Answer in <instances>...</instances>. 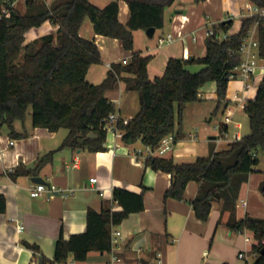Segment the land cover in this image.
Masks as SVG:
<instances>
[{
  "label": "trees",
  "instance_id": "16d2710c",
  "mask_svg": "<svg viewBox=\"0 0 264 264\" xmlns=\"http://www.w3.org/2000/svg\"><path fill=\"white\" fill-rule=\"evenodd\" d=\"M119 1L110 0L101 8L89 0H60L50 6L44 0H28L25 11L0 1V8L3 4L8 6L7 12L0 17V134L5 125L13 137L20 136L15 132V122L24 121L31 109L33 126L53 132L67 130L60 149L105 150L107 133L102 125L116 110L105 91L122 81L127 90L138 92L140 110L128 124L119 123L123 130L121 140L126 143L140 140L145 145L157 147L167 135L179 134L184 108L188 103L201 100L198 93L203 86L216 83L215 114L229 103V75L242 63L241 47L256 25L257 54L264 60V16L253 15L244 17L240 30L226 37L221 34L226 33L232 20L212 24L205 40L204 56L170 57L161 76L151 78L148 71L151 56L134 51L127 64H113L103 82L92 83L87 73L102 59L95 41L80 34L86 18L93 23L96 34L117 38L130 51L134 49V31L162 28L165 10L175 2L125 0L129 5V19L123 24L119 20ZM249 2L264 8V0ZM46 21L59 26L57 40L53 34H47L26 42V33ZM194 65L202 68L193 71ZM244 111L250 132L229 143L227 149L199 156L188 163H176L167 157H148L145 163L171 175L166 198L182 200L188 183H199L198 192L191 201L198 219L207 220L214 202L222 201V212L230 213L227 225L234 231L248 230L254 234L257 242L252 248L256 254L253 264H264V218L236 217L241 186L256 170L259 152L264 151V77L256 96L246 101ZM221 126L222 132H226V124L221 123ZM90 132L96 135L88 136ZM53 154L54 151H50L41 155L33 169L17 167L12 175L37 173L52 160ZM113 194L114 201L123 209L110 207L101 212L89 209L86 231L69 238L61 235L53 259H47L40 254L38 246L26 242L35 252V259L43 260V264H65L71 255L77 261H84L90 251H110V226L120 224L130 213L144 208L143 193L115 188ZM6 207V198L0 194V214Z\"/></svg>",
  "mask_w": 264,
  "mask_h": 264
},
{
  "label": "crops",
  "instance_id": "0c3cea01",
  "mask_svg": "<svg viewBox=\"0 0 264 264\" xmlns=\"http://www.w3.org/2000/svg\"><path fill=\"white\" fill-rule=\"evenodd\" d=\"M89 1L101 8L110 2ZM244 1L250 3L249 0H205L199 3L175 0L165 10L164 26L156 29L153 37H149L145 30L134 31V49L130 51L123 47L119 39L96 34L93 23L86 18L80 34L95 41L102 59L101 65L90 67L88 81L95 84L103 82L113 64H123V59L130 61L134 51L151 56L148 65L151 78L163 75L170 57L204 56L205 40L212 24L226 20H232V23L241 20L242 24L247 12L242 10L239 15L238 9L243 7ZM119 6V20L127 24L129 5L120 0ZM58 27L46 21L26 33V42L47 34H53L57 40ZM240 28L241 25L229 33H222L221 37L237 33ZM250 32L257 36V25ZM169 33L174 34L175 40L158 45V38ZM140 38L144 39V48L140 46ZM263 67L264 60L258 59L257 71L250 80L237 77L229 82V103L222 112L231 111L233 116L226 123V139L222 143L216 141L220 130L211 133L209 128L202 126V121L195 120V129L203 127L204 135L200 136L199 132L186 129L181 124L172 150L163 157L172 158L176 163L193 162L199 156L227 149L229 143L247 135L250 131L246 132V123L249 120L244 107L248 99L256 96L264 77ZM201 68V65H194L192 70ZM201 91L202 100L216 101L215 82L203 86ZM231 94L232 100L229 99ZM105 96L122 117L132 119L140 110L138 92L127 90L122 81L115 88L106 90ZM236 96L241 99H236ZM212 119L213 116L209 121ZM15 132L20 136L13 137L11 130L4 125L0 134V194H4L7 202L5 212L0 214V264H33L35 252L26 242L38 246L40 254L47 259H53L56 242L61 235L69 238L86 231L89 209L98 212L110 207L113 210L123 209L114 201L115 188L143 193L144 197L141 211L132 212L120 224L110 226V229L122 232L120 243L124 264L156 262L158 257L161 260L158 264H253L255 261L256 254L252 248L257 241L253 232L232 230L227 225L230 213L222 212V201L214 202L207 220L195 216L191 201L198 192V182L188 183L182 200L165 197L171 175L146 165V149L139 145L140 140L126 143L121 138L107 135L106 149L102 151L70 147L60 149L67 130L53 132L33 126L31 109L24 121L15 122ZM11 141H14L12 145ZM137 149L143 153L139 160L132 156ZM50 151H54L52 160L37 173L12 175L19 166L33 169L38 158ZM258 156L260 162L256 170L241 186L237 219L246 215L264 218V161L260 152ZM36 176L43 177L47 186H55L67 194L32 197L30 188L38 183L33 179ZM92 177H97L95 184L90 181ZM20 222L25 225L23 231L17 229ZM206 250L207 254L204 253ZM243 251L247 255L246 260L238 257ZM110 258V251H90L86 260L77 261L71 255L65 264H108Z\"/></svg>",
  "mask_w": 264,
  "mask_h": 264
},
{
  "label": "built area",
  "instance_id": "2783aa9c",
  "mask_svg": "<svg viewBox=\"0 0 264 264\" xmlns=\"http://www.w3.org/2000/svg\"><path fill=\"white\" fill-rule=\"evenodd\" d=\"M3 1V3H8L10 6H15L17 3L20 2V0H0ZM7 7L5 4L0 8V17L7 12ZM253 15H260L264 16V8H260L252 3L247 4V13L246 16H253ZM211 30L208 31V35L210 34ZM226 37V35H224ZM175 40V36L173 33H169L164 36H160L158 38V45H164L171 43ZM243 52V61L242 63L237 66L229 75L231 79H235L237 77H240L244 79L245 81H248L252 78V76L257 71V61L259 59L258 57V39L257 36H254L251 32L249 33V36L245 39V42L243 43L242 47ZM123 64H127L129 61L127 59L122 60ZM264 68V67H263ZM198 96L200 99H203V93L200 90L198 93ZM236 99H241L240 97L236 96ZM232 112L229 111L225 114L224 122L223 123H229L232 119ZM130 118L122 117L116 110L111 112L105 119L102 125V128L106 131L107 135H113L116 138H121L123 135V130L119 128V123L123 122L125 125L130 122ZM219 128V134L216 137V141L218 143H222L226 139V132H222V126L221 124L218 125ZM177 140V137L175 134H169L166 137L162 139V141L159 143L157 147H151L149 145H145L146 149V158L148 157H163L167 152L171 151L173 148V145L175 144ZM14 141L10 142V145H12ZM143 153L141 150H135L132 153V156L134 159L139 160L140 156H142ZM91 183L95 184L97 182V177H92L90 179ZM54 193H60L62 195H66L67 193L62 191L61 189H58L55 186H47L45 183H37L33 187L30 188V195L32 197H43V196H50ZM101 194L103 192L101 191ZM114 226V225H112ZM18 231H23L25 229V225L23 223L17 224ZM111 234V258L108 264H124L123 257H122V248H121V237L122 232L119 229L112 228L110 229ZM207 250L204 252L207 254ZM238 257L240 259L246 260L247 255L246 253L240 252L238 254ZM161 263V260L157 259L156 262H148V263H138V264H158ZM33 264H38V261L35 259L33 261Z\"/></svg>",
  "mask_w": 264,
  "mask_h": 264
},
{
  "label": "rangeland",
  "instance_id": "374dc122",
  "mask_svg": "<svg viewBox=\"0 0 264 264\" xmlns=\"http://www.w3.org/2000/svg\"><path fill=\"white\" fill-rule=\"evenodd\" d=\"M44 1L47 3V5L50 6L53 3H56V2H58L60 0H58V1L57 0H44ZM242 3H243V7H239V9H238L239 15H241L242 10L247 12V4L248 3L245 2V1L242 2ZM39 4H42V1H39ZM16 6L21 11H25V8L27 6V2H26V0H20V2L17 3ZM241 19H242V17H241ZM240 25H241V20H240V22H239V20L238 21H234V23H232L229 26V28L226 31V33H229L231 29L234 30L235 27H239ZM139 42H140L141 48H144L145 47L144 39L140 38ZM97 65H101V63H97ZM231 80H233V79H231ZM231 95L232 96L229 97L230 100L233 99V94H231ZM215 105H216V101L207 100V99H205V100L201 99L200 101L188 103L185 106L184 111H183L182 124H184L186 126V129L190 128V130L195 131V132H199L200 136H202V135H204L203 127H198V128L195 129V127L193 125L195 120H200V121L203 122L202 126H205V127L209 128L211 130V133H216L217 131H219L218 124L220 125L221 123L224 122L225 113L222 112V109H223L222 108L215 114L213 112L215 107H216ZM211 116H213V119L209 121V118ZM246 127H248L246 132H249L250 131L249 122L246 123ZM64 130H66V129H64ZM210 135L212 136L213 134H210ZM139 145L141 147H143V149H145V145H144V143L142 141L139 142ZM260 157L264 161V151H260Z\"/></svg>",
  "mask_w": 264,
  "mask_h": 264
},
{
  "label": "water",
  "instance_id": "95a60500",
  "mask_svg": "<svg viewBox=\"0 0 264 264\" xmlns=\"http://www.w3.org/2000/svg\"><path fill=\"white\" fill-rule=\"evenodd\" d=\"M155 30H156L155 27H149V28L146 30V33H147V35H148L149 37H153L154 34H155ZM93 135H96V134L93 133V132H90V133L88 134V136H93ZM33 179H34L35 181H37L38 183H46L45 179H44L43 177H40V176L33 177ZM262 252H264V250H263ZM38 264H43V260L40 259L39 262H38Z\"/></svg>",
  "mask_w": 264,
  "mask_h": 264
}]
</instances>
